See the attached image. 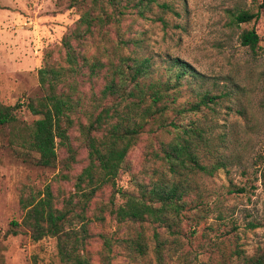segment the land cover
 Returning <instances> with one entry per match:
<instances>
[{"label":"trees","instance_id":"1","mask_svg":"<svg viewBox=\"0 0 264 264\" xmlns=\"http://www.w3.org/2000/svg\"><path fill=\"white\" fill-rule=\"evenodd\" d=\"M70 5L78 8V16L60 36L57 59L50 61L52 50L44 53L36 71L39 93L24 100L26 109L38 118L26 124L15 115L19 103H0V131L7 129V143L17 159L57 168L60 177L71 181L73 190L67 196H57L49 185L41 190L23 186L18 196L19 219H11L0 230V251L1 239L24 231L33 241L54 237L60 264H91L87 245L96 237L97 264H113L115 246L144 255L149 228L156 264H163L168 238L156 226L175 236L181 234L182 220L197 221L200 216L194 210L201 211L206 205L195 176H212L228 163L227 156L208 138L211 125L204 112L214 111L219 99L229 93L214 94V83L205 84L206 76L178 57L169 58L164 74L155 76L150 56L132 51L130 45L137 46L138 40L122 26L125 15L144 18L153 6L170 10L167 3L71 0ZM257 15L240 9L233 18L236 23L248 22ZM238 38L249 49H254L258 40L252 28L242 30ZM183 86L191 98L178 100ZM197 115L202 116L201 121ZM73 129L77 136L71 134ZM142 134L147 136L143 153L159 161L160 169L152 168L147 181L136 182L134 190H119L115 178L128 150ZM216 137L221 142L224 134ZM73 138L84 149V164L69 175L67 171L79 161ZM58 148L63 149L62 154ZM261 181L264 184V166ZM105 186L112 190L109 199L96 204L97 210L89 217L94 193ZM104 212L116 225L125 224L129 235L90 231V223L104 221ZM217 254L208 264H264V245L248 255Z\"/></svg>","mask_w":264,"mask_h":264},{"label":"rangeland","instance_id":"2","mask_svg":"<svg viewBox=\"0 0 264 264\" xmlns=\"http://www.w3.org/2000/svg\"><path fill=\"white\" fill-rule=\"evenodd\" d=\"M170 10L156 6L146 17L125 15L122 26L138 40L132 48L138 55L150 56L154 75L162 76L167 60L178 57L195 71L206 76L205 84L213 85L212 92L229 93L221 97L214 111H205L211 125L209 140L227 156L224 170L212 176L198 174L195 180L205 207L196 220H182L181 234L168 236L162 227L156 229L168 241L163 248V264H208L219 251L251 254L264 245V6L262 0H158ZM71 0H0V103H19L16 117L30 124L32 115L24 106L27 96L39 93L36 71L42 65L44 53L52 50L50 61L57 59L56 47L66 28L78 16V8ZM256 12L248 22L234 21L237 10ZM159 18L162 20L160 21ZM254 29L258 40L254 49L241 45L239 33ZM129 49H124L128 53ZM87 91V87L84 86ZM191 98L189 89L182 87L181 97ZM202 120L201 115H197ZM7 129L0 131V230L11 219H19L20 189L41 190L49 185L53 194L67 196L73 190L71 181L63 179L57 168L33 166L21 162L7 143ZM223 133V141L217 134ZM73 136L77 132L73 129ZM147 136L142 134L128 150L123 169L115 178L119 190H134L136 182L147 181L152 168L160 169L159 161L143 152ZM78 149V160L68 174L79 171L84 164V149L72 139ZM223 145V146H221ZM63 149L57 152L62 154ZM208 161H212L208 158ZM64 172V171H62ZM242 188V191H237ZM112 190L102 187L94 193L87 214L97 210L96 204L107 202ZM113 200L119 202L117 193ZM189 214V212L187 213ZM101 224L90 223V231L129 235L125 224L103 213ZM78 222L75 226H78ZM148 247L144 255L129 253L125 247H114L113 264H156L146 229ZM3 264H60L56 254V240L43 236L33 241L22 231L1 239ZM99 241L92 237L87 245L91 264H97ZM233 256V255H232Z\"/></svg>","mask_w":264,"mask_h":264}]
</instances>
